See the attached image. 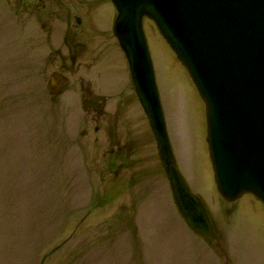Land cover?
Instances as JSON below:
<instances>
[{"label": "rangeland", "instance_id": "rangeland-1", "mask_svg": "<svg viewBox=\"0 0 264 264\" xmlns=\"http://www.w3.org/2000/svg\"><path fill=\"white\" fill-rule=\"evenodd\" d=\"M34 1L0 0V264H264V207L250 195L234 203L219 197L203 102L155 28L144 23L170 145L212 216L219 247L179 217L152 138H142L132 158L141 163L114 166L112 131L121 142L130 139L126 132L141 135L139 107L132 103L108 131L71 99L77 75L97 94L128 80L123 54L77 73L67 57L49 52L46 38L53 44L58 25L52 17L41 24ZM98 8L101 25L109 24L112 5ZM47 26H55L50 35ZM59 73L68 79L66 90L52 94L47 83Z\"/></svg>", "mask_w": 264, "mask_h": 264}, {"label": "water", "instance_id": "water-1", "mask_svg": "<svg viewBox=\"0 0 264 264\" xmlns=\"http://www.w3.org/2000/svg\"><path fill=\"white\" fill-rule=\"evenodd\" d=\"M114 33L156 141L173 201L188 227L215 239L208 212L182 178L165 129L142 18L153 20L205 103L217 190L264 205V0H112Z\"/></svg>", "mask_w": 264, "mask_h": 264}, {"label": "flooded vegetation", "instance_id": "flooded-vegetation-1", "mask_svg": "<svg viewBox=\"0 0 264 264\" xmlns=\"http://www.w3.org/2000/svg\"><path fill=\"white\" fill-rule=\"evenodd\" d=\"M103 0H37V3L33 0L29 3L32 8H35V12L40 13L39 17L45 20L41 21V24L48 25L49 19L52 17L58 22L57 31H61L60 43L51 46V40L49 36L46 38L48 50L53 55L66 56L70 62V66H75V71L81 68L90 69L96 66L100 61V58L104 55H109L117 51V42L112 34L111 26L108 29H100L95 25L94 19L96 15V4L101 3ZM49 16V17H48ZM46 27L47 31H53L54 27ZM50 35V34H49ZM81 58H85L86 61H82ZM67 65V64H66ZM65 63H61L62 70L66 67ZM58 82H61V88L66 85L67 79L63 77L62 73L59 75H53ZM80 83V96L82 101L96 100L101 105L100 114L95 113L89 108L92 116V121H97L104 124L108 131L115 130L117 121L126 115V109L135 103L136 97L133 92L132 86L129 84H122L111 87L108 93L97 94L90 88H85L84 82L78 78ZM107 103L115 105V109L112 113L108 111L106 107ZM127 124V123H125ZM96 125L94 127L95 132H98L102 127ZM117 130V129H116ZM126 131H129L128 129ZM135 130L126 132L130 139L121 142L118 131H112L115 135L114 166L117 169L128 168L130 163H141L140 159H132L136 156L137 144ZM132 137V138H131ZM113 152V151H111ZM116 163V164H115ZM136 173L132 174L135 177Z\"/></svg>", "mask_w": 264, "mask_h": 264}]
</instances>
